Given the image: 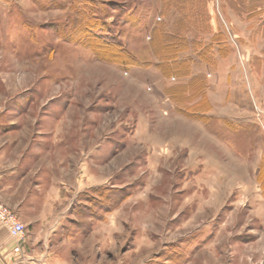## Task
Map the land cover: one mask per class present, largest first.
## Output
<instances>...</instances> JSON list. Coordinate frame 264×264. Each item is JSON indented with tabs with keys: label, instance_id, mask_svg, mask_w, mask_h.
Wrapping results in <instances>:
<instances>
[{
	"label": "rangeland",
	"instance_id": "rangeland-1",
	"mask_svg": "<svg viewBox=\"0 0 264 264\" xmlns=\"http://www.w3.org/2000/svg\"><path fill=\"white\" fill-rule=\"evenodd\" d=\"M0 131L79 164L82 263L264 264V0H0Z\"/></svg>",
	"mask_w": 264,
	"mask_h": 264
},
{
	"label": "crops",
	"instance_id": "crops-1",
	"mask_svg": "<svg viewBox=\"0 0 264 264\" xmlns=\"http://www.w3.org/2000/svg\"><path fill=\"white\" fill-rule=\"evenodd\" d=\"M1 132L0 201L18 214L26 233L16 239L0 224V264H88L81 258L86 235L67 230L71 205L90 186L82 183L79 164L69 178L56 165L51 136Z\"/></svg>",
	"mask_w": 264,
	"mask_h": 264
},
{
	"label": "built area",
	"instance_id": "built-area-1",
	"mask_svg": "<svg viewBox=\"0 0 264 264\" xmlns=\"http://www.w3.org/2000/svg\"><path fill=\"white\" fill-rule=\"evenodd\" d=\"M0 224L7 228L10 234L16 239H23L26 227L21 222L18 214L9 206L0 201Z\"/></svg>",
	"mask_w": 264,
	"mask_h": 264
},
{
	"label": "trees",
	"instance_id": "trees-1",
	"mask_svg": "<svg viewBox=\"0 0 264 264\" xmlns=\"http://www.w3.org/2000/svg\"><path fill=\"white\" fill-rule=\"evenodd\" d=\"M198 10H200V12H202V9H201V8H198ZM161 38H162V37H161ZM166 39H167V38H166ZM184 40H185V38H184ZM110 45H111L110 43L105 42L104 44L101 43V46H100V47H101V48H103V47H109ZM112 47H114V48L116 49V51L111 50V52H106V51L104 50L105 54H106L108 57H107L106 55L100 53L101 56L107 57L108 59H111V60L114 61V62L122 63V62H123V61H122V57H123L125 54H127V52L124 51V50H122V48H121L119 45H114V46H112ZM101 48H100V49H101ZM100 54H99V55H100ZM109 54L114 55L115 58L109 56ZM116 57H117V58H116ZM137 64H138L137 62H131V63H128L129 66L137 65ZM177 64L179 65V67H181V69H182V68L184 69V66L186 67V71L182 70V72H181V73H182L181 76L187 75V74L189 73V65H188V62L179 61Z\"/></svg>",
	"mask_w": 264,
	"mask_h": 264
}]
</instances>
